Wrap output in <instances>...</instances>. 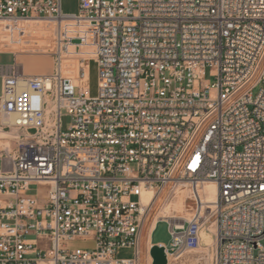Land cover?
Returning <instances> with one entry per match:
<instances>
[{
  "label": "built area",
  "instance_id": "2783aa9c",
  "mask_svg": "<svg viewBox=\"0 0 264 264\" xmlns=\"http://www.w3.org/2000/svg\"><path fill=\"white\" fill-rule=\"evenodd\" d=\"M77 3L70 15L60 0H0V22L93 27L98 80L91 96L90 60L73 80L56 50L47 74L15 54L0 65V264H139L154 198L184 184L194 205L169 256L204 229L212 264H264V0Z\"/></svg>",
  "mask_w": 264,
  "mask_h": 264
},
{
  "label": "rangeland",
  "instance_id": "374dc122",
  "mask_svg": "<svg viewBox=\"0 0 264 264\" xmlns=\"http://www.w3.org/2000/svg\"><path fill=\"white\" fill-rule=\"evenodd\" d=\"M60 5H61V12L63 14H75L77 13V0H60ZM50 21H40L39 24L33 25V38L35 41V44L38 48H50L55 41L56 37V27L53 24H50ZM79 23V24H70L72 27L68 34H67V41L68 45L70 46V51H69V56H66V58H69L68 61L71 60L70 63H74L76 66L77 70L79 69L78 67L80 66L81 60L86 59L90 60L89 62V67H90V79H89V86H90V94L91 96L96 95L97 93V86H98V80H97V70L96 67L93 63V59H95V47H93L90 52H84V44L85 43H92L94 44L93 41V36L91 30H93V27H89L87 29L88 36L85 40L81 36H79L80 30L82 26H85V24ZM29 26V25H27ZM28 32V27L25 29V35L27 36ZM73 32V33H72ZM80 33V34H79ZM74 34V35H73ZM69 35V36H68ZM27 39V38H25ZM74 46V47H73ZM22 47H26L22 44ZM82 48V49H81ZM17 55L16 53H12ZM26 57H29L27 54H23ZM44 57L42 59H49L51 62V68L49 71L41 73L40 75L47 74L51 72L52 69V64H53V59L51 58H45L44 54H42ZM75 61V62H74ZM13 63V55L11 54H4L0 55V65H11ZM26 65V64H25ZM26 72V71H25ZM27 73V72H26ZM29 74V73H27ZM30 75V74H29ZM38 75V74H36ZM261 88V85H257L253 91L252 95L256 96L258 93L259 89ZM62 123V130H66L67 125H68V119L67 118H62L61 119ZM187 185V186H186ZM189 189L188 184H184L183 189ZM198 190H200L199 185L197 186ZM31 193H34V190H32ZM167 192H164L162 196L160 195L159 199L156 201L155 205L152 207L150 210L149 214L146 217L145 220V226L143 227L142 234H141V240H140V263L139 264H149L148 260L150 259V264L153 263V260L151 258L150 252L152 248L157 247L160 249H163L164 256L166 259V264H212V256H213V248L211 245L210 239L206 236V238H202V233L205 232L204 229H201L200 231V236H201V241L198 245V247L195 250H187L181 252L178 256H173L170 257L167 251L165 250H171V230H168V224L165 222H160L157 224L156 228L153 229V231L150 232L151 225L154 221L155 216L157 213L160 211L162 208L164 201L167 199L170 203V196H166ZM184 214H178L174 210H171V216H172V223L174 222H180L183 218L187 219L189 217V212L190 209L193 207L194 203L190 201L189 199L185 200L184 203ZM182 224L184 223V220L181 222ZM178 231L179 229L177 228H172V230ZM151 235L150 237V243H149V234ZM204 239V240H203ZM148 241V242H147ZM148 243L150 244V249H148ZM158 244H162L163 246H159ZM67 249L72 250L75 248H82V249H91L93 247V242L90 240H75L72 242H69L66 244ZM149 250V251H148ZM148 252V253H147ZM132 251L131 250H124L120 249L116 253L117 258H129L131 257ZM150 256V257H149Z\"/></svg>",
  "mask_w": 264,
  "mask_h": 264
},
{
  "label": "bare ground",
  "instance_id": "6f19581e",
  "mask_svg": "<svg viewBox=\"0 0 264 264\" xmlns=\"http://www.w3.org/2000/svg\"><path fill=\"white\" fill-rule=\"evenodd\" d=\"M39 22L40 21H29V22H16V23L35 25V24H39ZM50 22H51L50 24L55 25V27L58 31V49L56 51L59 52L61 55V59H62L61 71H62V74H63V76H65L67 78L75 80L77 78V71L78 70H77L76 66L74 65V63H70L71 60L68 61V59L71 58L68 54H69L70 49H72V48H70V46L68 45L67 34H68L69 30L72 28V27H70L71 26L70 24H76V23L79 24L80 21L76 20V19H67V20L63 19V20H59L57 22H55V21H50ZM16 23L0 22V26L5 25V24H16ZM87 29H90V28L88 26H82V28L80 30L81 34L79 33L80 34L79 36L84 38L83 40H85L88 36L89 31H87ZM93 47H94V44L92 45V43L90 44L88 42L85 43L84 44V52H90V50H92ZM66 56H69V58H66ZM2 138H3V135L0 133V141L2 142V143H0V149H2V148L9 149L10 144L7 141H2L1 140ZM199 188H200V190H198V188H197V193L201 199V202L207 203V202H214L215 201L216 194H215V189H214L212 184L205 182V183L199 184ZM160 195L162 196V194H160ZM160 195L154 198L152 205L150 206V209L146 213V216L144 218L143 227L145 226V220H146L147 215L149 214L150 210L155 205V203H157L156 201L159 199ZM149 198H150L149 195H144L143 203L147 204L149 201ZM189 198H190V190L188 188H186V189L176 191L174 196L170 200V203H168L169 201L166 199L164 201L162 208L160 209V211L157 213V215L154 218V221H153L151 228H150V232L153 231V229L156 228L157 224L160 222L167 223L168 224V230L172 231V228L181 229L182 228L181 222H182V220H185V219L183 218L180 222L172 223L173 219L171 216V210H174L178 214H184V212H185V210H184L185 204L184 203H185V200L189 199ZM206 236H207L206 233L203 232L202 238H206ZM150 237H151V235L149 234V243H150ZM149 243L147 245L148 249L151 248ZM158 245L163 246L162 244H158ZM148 255H150V254H148ZM148 263L149 264L151 263L150 259L148 260Z\"/></svg>",
  "mask_w": 264,
  "mask_h": 264
},
{
  "label": "crops",
  "instance_id": "0c3cea01",
  "mask_svg": "<svg viewBox=\"0 0 264 264\" xmlns=\"http://www.w3.org/2000/svg\"><path fill=\"white\" fill-rule=\"evenodd\" d=\"M16 23V24H5L0 26V55L16 53L19 64L23 67L24 72L26 71L30 75H40L41 73L47 72L51 68L50 53L52 50L58 49V31L56 29V37L54 44L50 48H38L33 38V25ZM28 27L27 36L25 35V29ZM27 38V39H25ZM22 44L26 47H22ZM23 54L29 55V57ZM26 64V65H25ZM53 67V64H52ZM52 70V69H51ZM25 72V73H26ZM26 73V74H27ZM1 79H0V92H1ZM0 143H2L0 141Z\"/></svg>",
  "mask_w": 264,
  "mask_h": 264
},
{
  "label": "water",
  "instance_id": "95a60500",
  "mask_svg": "<svg viewBox=\"0 0 264 264\" xmlns=\"http://www.w3.org/2000/svg\"><path fill=\"white\" fill-rule=\"evenodd\" d=\"M150 256L153 260L152 264H166V259L164 256L163 249L157 247L152 248L150 252Z\"/></svg>",
  "mask_w": 264,
  "mask_h": 264
}]
</instances>
